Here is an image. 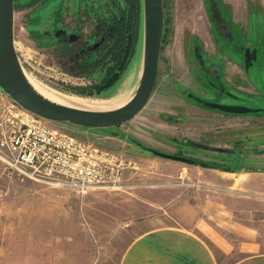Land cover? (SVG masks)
<instances>
[{"label": "rangeland", "instance_id": "obj_1", "mask_svg": "<svg viewBox=\"0 0 264 264\" xmlns=\"http://www.w3.org/2000/svg\"><path fill=\"white\" fill-rule=\"evenodd\" d=\"M161 2L157 74L143 106L111 126L49 123L135 160L137 170L127 175L130 183L147 180L149 172L156 175L154 181L165 175L176 183L200 185L199 169L213 167L219 172L217 187L223 188L227 179L234 181L230 189L236 197L243 192L242 179L256 175L259 183L263 175L264 181V13L258 0H251V11L246 9L237 20L235 0ZM136 3L133 51L118 77L101 86L104 65L92 62L103 44L95 27L94 14L102 11L97 0H13V45L21 67L64 94L98 101L130 96L142 53L141 0ZM219 5L225 6L221 13L226 20L219 16ZM234 63L239 69L234 70ZM9 100L0 88V112ZM212 103L251 110L226 111ZM131 189L81 193L9 172L0 160V264H94L98 245L84 219L93 208L83 198L90 192L124 194ZM251 191L246 192L251 218H264V190Z\"/></svg>", "mask_w": 264, "mask_h": 264}, {"label": "crops", "instance_id": "obj_2", "mask_svg": "<svg viewBox=\"0 0 264 264\" xmlns=\"http://www.w3.org/2000/svg\"><path fill=\"white\" fill-rule=\"evenodd\" d=\"M250 1L235 0L236 20L246 9L251 11ZM258 3L264 13V0ZM221 10L225 6L219 5L222 20ZM233 67L239 69L235 63ZM199 170L200 185L176 183L161 173L164 179L154 181L156 175L148 172L147 180L124 194H86L83 202L93 209L83 215L99 251L94 264H264V218H251L246 194L264 190L263 175L259 183L256 175L242 179L243 192L236 191L235 197L230 189L234 181L227 179L219 183L223 188L217 187V168Z\"/></svg>", "mask_w": 264, "mask_h": 264}, {"label": "built area", "instance_id": "obj_3", "mask_svg": "<svg viewBox=\"0 0 264 264\" xmlns=\"http://www.w3.org/2000/svg\"><path fill=\"white\" fill-rule=\"evenodd\" d=\"M13 100L0 112V160L17 175L83 193L87 189L130 187L137 163L105 151L50 124Z\"/></svg>", "mask_w": 264, "mask_h": 264}, {"label": "water", "instance_id": "obj_4", "mask_svg": "<svg viewBox=\"0 0 264 264\" xmlns=\"http://www.w3.org/2000/svg\"><path fill=\"white\" fill-rule=\"evenodd\" d=\"M141 11L142 53L138 82L129 98L121 105L93 110L57 103L32 87L22 71L13 45V0H0V88L20 107L49 120L67 121L87 127H105L129 119L146 102L155 82L162 30L161 0H141ZM212 105L232 112L251 110L243 105Z\"/></svg>", "mask_w": 264, "mask_h": 264}, {"label": "trees", "instance_id": "obj_5", "mask_svg": "<svg viewBox=\"0 0 264 264\" xmlns=\"http://www.w3.org/2000/svg\"><path fill=\"white\" fill-rule=\"evenodd\" d=\"M97 1L102 11L94 14L95 27L101 30L103 44L92 62L104 65L105 73L99 78V84L104 86L118 77L133 51L139 6L136 0Z\"/></svg>", "mask_w": 264, "mask_h": 264}, {"label": "bare ground", "instance_id": "obj_6", "mask_svg": "<svg viewBox=\"0 0 264 264\" xmlns=\"http://www.w3.org/2000/svg\"><path fill=\"white\" fill-rule=\"evenodd\" d=\"M141 68V65H140ZM22 71L28 80V82L32 85V87L44 97L55 101L57 103H61L67 106H72L76 108H85V109H93V110H100V109H108L113 108L116 106L121 105L124 103L128 98L129 95L124 94L118 99L112 101H98V100H91L82 97H77L73 95L64 94L53 90L42 83L38 82L35 78H33L28 72H26L23 67Z\"/></svg>", "mask_w": 264, "mask_h": 264}]
</instances>
